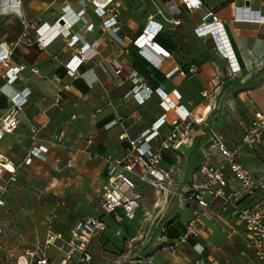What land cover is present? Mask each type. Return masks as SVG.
Masks as SVG:
<instances>
[{
    "label": "crops",
    "instance_id": "1",
    "mask_svg": "<svg viewBox=\"0 0 264 264\" xmlns=\"http://www.w3.org/2000/svg\"><path fill=\"white\" fill-rule=\"evenodd\" d=\"M158 1L152 10L130 17L126 16V7L121 1L123 7L117 31L103 29V19L90 3L85 15L95 27L84 34V39L90 44L97 43L99 54L81 64V76L72 77L68 74L67 63L82 43H71L70 36L59 35L47 46H41L37 28L44 23L52 26L67 10L77 14L82 10L81 2L22 0L23 16H18L11 10L10 0H0V45L13 47L10 67L25 66L18 79L6 85L5 91L10 97L26 87L32 91L30 101L20 113L22 122L18 129L6 135L0 144V152L18 171V181L9 186L12 189L9 188L5 196L8 213L14 210L16 200L27 197L26 202L33 203L34 210L50 205L51 215H55L54 228L66 233L82 217L95 215L97 200L100 198L101 202L102 189L108 182L109 164L123 157L128 140L151 129L165 113L166 122L153 145H160L164 136L173 130L172 122L181 112L163 102L165 93L190 112V137L187 143L164 152L160 169L170 172L172 183L162 191L155 190L162 194V203L157 201L159 195L153 192L149 180L139 181L138 189L143 196L139 213L146 210L150 213L148 218H152L153 212H165L151 236L153 247L158 244L162 227H167L171 241L185 230L198 205L190 202L182 209L178 198L191 181L199 161L204 157L213 163L219 160L217 136L229 148L241 145L242 123L248 125L257 112H264V24L237 17L239 7H249L264 16V0H201L202 6L197 9H189L182 0H175L181 11L174 15L165 5L167 0ZM210 8L224 22L225 37L241 68L236 75H230L229 60L217 48L213 37H200L197 33ZM151 16L164 28L154 39L149 38L146 45L139 46L136 41L145 33ZM176 20L180 23H175ZM25 22L35 25L23 38ZM82 25L77 23L73 33ZM154 43L170 52V56L159 61ZM175 67L187 74L172 72ZM191 69L196 72L192 73ZM134 71L142 76L145 86L156 91L145 103L126 96L134 85L131 79ZM0 82L4 83L1 77ZM66 84L71 85V90L64 92L63 99L58 102L60 89ZM8 107L7 97L2 96L0 116ZM115 119L120 122L103 130ZM31 125L39 127L37 143L48 145L50 150L47 161L36 158L28 165L25 160L33 144ZM63 131L65 136L59 144L58 137ZM239 160L257 175L264 174L263 156L249 146L242 145ZM230 188H241L233 177ZM260 201H264V191L244 197L241 205L254 206ZM62 212L70 220L61 219ZM102 214L103 211L99 215ZM58 215L60 221L56 219ZM7 220L11 222L10 218ZM105 220L108 228L115 224L118 235L125 232L126 224L135 221L117 223L109 216H105ZM199 226L201 236L191 238L186 246L194 251L193 256L212 253L221 264H249L241 255L246 241L244 225L230 213L223 212L222 200L214 201L207 213L200 215ZM142 229L145 228L139 232L140 239L145 233ZM232 229H236V233L231 234ZM132 250L139 251L135 243ZM160 253H163V262L170 264H181L183 259L182 251L175 255L158 246L149 255L155 261Z\"/></svg>",
    "mask_w": 264,
    "mask_h": 264
},
{
    "label": "built area",
    "instance_id": "2",
    "mask_svg": "<svg viewBox=\"0 0 264 264\" xmlns=\"http://www.w3.org/2000/svg\"><path fill=\"white\" fill-rule=\"evenodd\" d=\"M79 1L82 4V10L77 14L67 10L52 26L44 23L37 28L39 45L41 46H47L59 35L70 36L71 43L75 41L82 43L80 47L76 48L75 54L67 63L68 74L72 77L81 76V64L99 54L98 44H90L84 39V34L95 27V23L85 15L89 4L94 5L96 14L103 19L101 23L103 29L111 28L113 31L120 29V16L123 7L120 0H107L104 4L97 2V0ZM182 1L189 9H197L202 6L201 0ZM165 5L171 15L178 14L181 11L175 0H167ZM237 17L264 24V16L249 7H239ZM80 22L83 24L82 28L73 33L74 26ZM175 23H180V20H176ZM34 25L35 23L25 22L23 38L26 37ZM163 28L164 25L155 21L151 16L145 33L137 39L136 43L141 46V39L145 35H149L151 40L154 39ZM197 33L200 37L209 35L213 37L217 48L229 60L230 75H236L241 70L237 58L225 37L224 22L214 9L210 8L207 11L204 21L197 28ZM153 47L159 53V61H163L165 57L170 56V52L165 51L156 43ZM12 52L13 47L5 46L3 43L0 45V77L4 80V83L0 82V98L6 96L9 102V107L5 108L4 113L0 116V144L6 135L15 133L18 129L22 122L20 113L30 101V94L32 93L28 87L12 93L11 97L5 91L6 85H12L18 79L20 71L25 68L24 65L10 67L9 58ZM190 71L194 73L196 69ZM172 72H179L182 75L187 74L180 67H175ZM131 79L134 85L127 92V97L133 96L139 103H145L156 92L150 86H145L138 71L132 72ZM70 90L71 85H64L60 89L58 102L63 99V93ZM203 94L208 96L206 91ZM162 97L163 102L168 107L179 110L181 116L173 120V130L164 136L158 146H154L152 142L158 139L161 134L160 128L166 122V113L140 137L128 140V146L123 157L109 164L108 182L101 192L100 203L103 214L82 217L67 233L55 229L52 224L53 219L50 218L45 238L43 240L33 239L31 247H27L19 253L13 262L4 261L6 264H94V255L90 250V244L98 233L107 231L108 223L105 216L113 218L117 223L133 221L138 216L143 199L142 193L138 189L139 181L146 182L149 180L150 185L156 191H162L172 183L170 172L161 170L160 164L165 151L176 149L189 141V118L191 114L184 105L170 99L165 93ZM119 122L120 119H115L103 130ZM242 125L244 126V136L241 145L229 148L222 138L217 136L215 143L221 153L219 160L213 163L210 159L204 157L199 161L191 181L178 198L182 209L190 202L196 203L198 209L195 210L194 216L186 223L185 230L173 241L167 235V227L161 228V235L157 244L160 250H168L170 253L177 255L188 245L191 238L200 237L202 234L199 226L200 215L206 214L212 203L220 199L223 201V212L230 213L231 216L237 218L244 225L246 241L241 255L247 259L249 264H264V201H260L254 206L241 205V200L244 197L253 196L264 191V174L257 175L246 168L239 160L243 144L249 146L256 154H261L264 158V112H257L250 124L245 125V123H242ZM30 131L33 144L25 163L32 164L36 158L47 161L50 147L46 144L37 143L39 127L31 125ZM64 136L65 131L60 133L57 143L60 144ZM231 177L239 182L241 188L238 190L230 188ZM17 181V167L6 158V155L0 152V209L6 205L5 196L8 187ZM145 214L150 216L149 212H145ZM8 223V220L0 222V250L3 249L1 237L6 228H9ZM140 230L141 228L138 229L139 232ZM234 233H236V229H232L231 234ZM143 234H141V237ZM136 240L138 239L132 238L128 242L125 259L116 261L113 264H170L169 262L156 263L152 255H147L140 250H132ZM52 249L57 251L58 254L57 252L51 254ZM188 264H221V262L212 253H209L196 255Z\"/></svg>",
    "mask_w": 264,
    "mask_h": 264
},
{
    "label": "rangeland",
    "instance_id": "3",
    "mask_svg": "<svg viewBox=\"0 0 264 264\" xmlns=\"http://www.w3.org/2000/svg\"><path fill=\"white\" fill-rule=\"evenodd\" d=\"M121 1H123L126 7V16L129 17L132 16L134 13H143L144 11L146 12L149 9L152 10L153 7H156L157 3L159 2L158 0ZM9 188L10 187H8V189ZM153 192L156 193L155 189L153 190ZM156 194L159 195L157 197V201L161 202L163 200L162 194ZM25 198L27 197L21 196V199L19 201L16 200L14 210L11 209L10 213L7 212L6 206L0 209V222H5L7 218H10L11 221L10 223H8L9 228H6L1 237L3 249L1 250L2 257L0 258V264H2L6 260L13 262L19 253L24 251L27 247H31L33 245L31 239L32 237L43 239L49 226V219L55 218V215H51L52 209L50 208V205L48 206V208L43 207L42 209L39 208L38 210H34L32 205L33 203H31V205H28V202H26ZM48 201L51 203L50 200ZM97 202L99 203V205H97L98 207H96L97 210L94 212L95 215H99L102 213L100 198L99 200H97ZM145 212L146 210L140 211L137 220L130 224H126L125 232H123L121 235H118L116 233L118 228L115 226L114 223H112V225L109 226L107 231L100 232L95 236V238L90 244V249L95 255L96 264H113L118 260L124 259L125 254L128 251V242L130 241V239L136 237H138V240H136L135 245L138 250L144 251V253L148 255L150 253H153L154 248L157 246L153 247L154 241L151 240V236L153 235V231L154 229H156L158 222L164 217L165 212H153L152 218H148L149 216H147ZM62 214L63 217L61 219L70 220L69 217H64L63 212ZM156 215L160 216H158V218L156 219ZM59 218L60 217L58 215L56 219L60 221ZM143 227L145 229L142 230H145V233L143 232L144 237L140 239V233L138 229ZM147 237L149 239L148 241ZM51 251L50 253L52 254H56L57 252L55 250ZM193 252L194 251L187 249V247L185 246L181 253L183 255L181 264H183L184 262L190 263V261H192L191 257L194 254ZM193 257H195V255ZM163 261H165L163 253H160L158 254V256H155V262L161 263ZM4 264H6V262H4Z\"/></svg>",
    "mask_w": 264,
    "mask_h": 264
},
{
    "label": "clouds",
    "instance_id": "4",
    "mask_svg": "<svg viewBox=\"0 0 264 264\" xmlns=\"http://www.w3.org/2000/svg\"><path fill=\"white\" fill-rule=\"evenodd\" d=\"M22 0H10V8L14 11L18 16H23V11L21 9ZM8 9L6 8L5 11Z\"/></svg>",
    "mask_w": 264,
    "mask_h": 264
},
{
    "label": "bare ground",
    "instance_id": "5",
    "mask_svg": "<svg viewBox=\"0 0 264 264\" xmlns=\"http://www.w3.org/2000/svg\"><path fill=\"white\" fill-rule=\"evenodd\" d=\"M97 2H99V3H101V4H104V1H102V0H97ZM149 35H145L142 39H141V43L143 44V43H145L146 41H148L149 40ZM148 48V47H147ZM159 54V53H158ZM7 92V91H6ZM12 95V94H11Z\"/></svg>",
    "mask_w": 264,
    "mask_h": 264
},
{
    "label": "water",
    "instance_id": "6",
    "mask_svg": "<svg viewBox=\"0 0 264 264\" xmlns=\"http://www.w3.org/2000/svg\"><path fill=\"white\" fill-rule=\"evenodd\" d=\"M62 22H64V21L62 20Z\"/></svg>",
    "mask_w": 264,
    "mask_h": 264
}]
</instances>
